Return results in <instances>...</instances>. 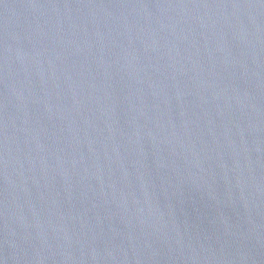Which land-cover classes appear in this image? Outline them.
Masks as SVG:
<instances>
[{
    "label": "water",
    "instance_id": "obj_1",
    "mask_svg": "<svg viewBox=\"0 0 264 264\" xmlns=\"http://www.w3.org/2000/svg\"><path fill=\"white\" fill-rule=\"evenodd\" d=\"M0 264H264V0H0Z\"/></svg>",
    "mask_w": 264,
    "mask_h": 264
}]
</instances>
